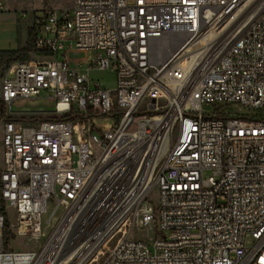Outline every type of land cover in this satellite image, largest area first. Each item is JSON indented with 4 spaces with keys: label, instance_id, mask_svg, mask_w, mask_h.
<instances>
[{
    "label": "built area",
    "instance_id": "built-area-1",
    "mask_svg": "<svg viewBox=\"0 0 264 264\" xmlns=\"http://www.w3.org/2000/svg\"><path fill=\"white\" fill-rule=\"evenodd\" d=\"M29 35L0 100L55 119L1 121L0 264H264V0H70Z\"/></svg>",
    "mask_w": 264,
    "mask_h": 264
},
{
    "label": "rangeland",
    "instance_id": "rangeland-1",
    "mask_svg": "<svg viewBox=\"0 0 264 264\" xmlns=\"http://www.w3.org/2000/svg\"><path fill=\"white\" fill-rule=\"evenodd\" d=\"M70 6V0H0V50H15V62L27 63L36 60L31 51H28V33L32 20V14L43 7L55 8L58 10L67 9ZM93 53L80 52L71 50L68 53V59L71 64L77 62H84L91 60ZM3 77V71L0 68V86ZM89 77L103 85L106 89H113L115 80L113 74L108 71L93 69L89 73ZM7 112H10L9 107L6 106ZM235 111V108H230ZM11 110L14 115L22 117L25 115L26 120H45L51 116L53 110V102L48 95L39 96L33 99H15L11 104ZM113 123L112 119H96L95 124L100 129H105L109 124ZM0 121V138L1 126ZM0 168H1V152H0ZM151 201L156 204V192L151 194ZM0 208L6 212L7 218L11 222L14 221L15 213L8 208L5 203L0 201ZM43 217V220L46 219ZM143 232L131 233L132 238L144 237ZM43 240L40 241H27L26 239H17L15 243L10 244L15 250L35 249L37 250ZM95 264V263H93Z\"/></svg>",
    "mask_w": 264,
    "mask_h": 264
},
{
    "label": "trees",
    "instance_id": "trees-1",
    "mask_svg": "<svg viewBox=\"0 0 264 264\" xmlns=\"http://www.w3.org/2000/svg\"><path fill=\"white\" fill-rule=\"evenodd\" d=\"M28 44H29V49L28 51H31V37L28 33ZM16 54L15 50L14 51H1L0 52V68L3 71V74L5 73L7 67L15 62L16 57H14ZM20 119V120H24V121H30V120H26L25 115L22 117H11L7 115V109H6V105L0 100V121L2 120H12V119ZM55 118L50 117L48 118V120H54ZM38 120V119H36ZM32 121V120H31ZM35 121V120H33ZM3 208H0V211H2Z\"/></svg>",
    "mask_w": 264,
    "mask_h": 264
},
{
    "label": "crops",
    "instance_id": "crops-1",
    "mask_svg": "<svg viewBox=\"0 0 264 264\" xmlns=\"http://www.w3.org/2000/svg\"><path fill=\"white\" fill-rule=\"evenodd\" d=\"M1 51H6V50H0V52ZM7 51H14V50H7ZM4 75V74H3ZM1 126H2V124H1ZM1 131H2V128H1ZM0 152H1V138H0ZM2 165V164H1ZM1 169V168H0Z\"/></svg>",
    "mask_w": 264,
    "mask_h": 264
}]
</instances>
